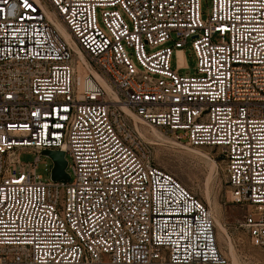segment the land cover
<instances>
[{
    "label": "built area",
    "instance_id": "built-area-1",
    "mask_svg": "<svg viewBox=\"0 0 264 264\" xmlns=\"http://www.w3.org/2000/svg\"><path fill=\"white\" fill-rule=\"evenodd\" d=\"M122 104L217 148L264 249V0H212L206 17L202 0H0V264H228L210 209ZM44 149L64 151L67 179L53 161L36 173Z\"/></svg>",
    "mask_w": 264,
    "mask_h": 264
},
{
    "label": "rangeland",
    "instance_id": "rangeland-1",
    "mask_svg": "<svg viewBox=\"0 0 264 264\" xmlns=\"http://www.w3.org/2000/svg\"><path fill=\"white\" fill-rule=\"evenodd\" d=\"M212 0H202V11L206 17L211 11ZM189 68L193 71L197 58L190 42L184 46ZM176 57L173 66H176ZM133 123V119H130ZM144 140L149 142L152 160L155 164L173 173L184 185L198 195L208 206L215 219L218 247L227 257L228 264H264V249L251 242L248 232L239 225L244 209L230 200L229 187L225 181L223 162L217 148L210 146H189L163 131L139 122ZM208 153V156H204ZM35 152L22 149L19 158L33 161ZM52 159L41 155L35 166L36 173L48 178Z\"/></svg>",
    "mask_w": 264,
    "mask_h": 264
},
{
    "label": "bare ground",
    "instance_id": "bare-ground-1",
    "mask_svg": "<svg viewBox=\"0 0 264 264\" xmlns=\"http://www.w3.org/2000/svg\"><path fill=\"white\" fill-rule=\"evenodd\" d=\"M47 13L49 14V16H51V18L53 19L56 27L61 32V34L64 36L65 40L75 50V52L78 53L79 55H82L81 49L79 48V46L77 45L76 41L71 36V34L68 32V30L66 29V27L62 23V21L57 16H55V14H54V12L52 10H47ZM179 54H180V59L182 61L183 58H184L182 51H179ZM122 108L127 112V114H129L130 119H133L134 128L137 130V132L139 133V135L142 136V137H144L142 135V133H141L140 126H139V122H143V121L132 110H130L124 104H122ZM155 129H157V128H155ZM158 130L160 131V129H158ZM144 138H146V137H144ZM204 156H208V153H205Z\"/></svg>",
    "mask_w": 264,
    "mask_h": 264
},
{
    "label": "water",
    "instance_id": "water-1",
    "mask_svg": "<svg viewBox=\"0 0 264 264\" xmlns=\"http://www.w3.org/2000/svg\"><path fill=\"white\" fill-rule=\"evenodd\" d=\"M43 153L47 154L53 161L51 177L53 179H67L69 175L65 169L66 159L64 151L61 149H44Z\"/></svg>",
    "mask_w": 264,
    "mask_h": 264
}]
</instances>
